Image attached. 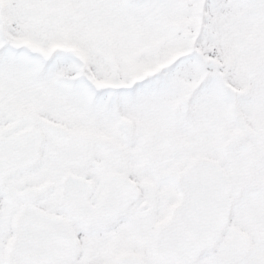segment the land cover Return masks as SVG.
Listing matches in <instances>:
<instances>
[{
	"label": "snow or ice",
	"instance_id": "obj_1",
	"mask_svg": "<svg viewBox=\"0 0 264 264\" xmlns=\"http://www.w3.org/2000/svg\"><path fill=\"white\" fill-rule=\"evenodd\" d=\"M0 264H264V0H0Z\"/></svg>",
	"mask_w": 264,
	"mask_h": 264
}]
</instances>
